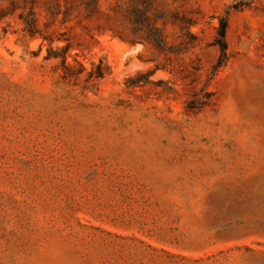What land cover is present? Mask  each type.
Returning a JSON list of instances; mask_svg holds the SVG:
<instances>
[{
	"label": "rangeland",
	"instance_id": "1",
	"mask_svg": "<svg viewBox=\"0 0 264 264\" xmlns=\"http://www.w3.org/2000/svg\"><path fill=\"white\" fill-rule=\"evenodd\" d=\"M0 264H264V0H0Z\"/></svg>",
	"mask_w": 264,
	"mask_h": 264
},
{
	"label": "trees",
	"instance_id": "2",
	"mask_svg": "<svg viewBox=\"0 0 264 264\" xmlns=\"http://www.w3.org/2000/svg\"><path fill=\"white\" fill-rule=\"evenodd\" d=\"M91 7L94 9V4ZM24 23H25V27H24L25 33H27V35H29V36H33L36 33L34 19L31 17L29 20H24ZM225 29H226V21L221 20L219 27L217 29L216 36L214 38V44L217 46L218 51H219V58H218V61L216 64V68H218L222 64H224L228 58V54L226 51V44H225V40H224ZM49 57H50V55L48 54L46 56V58L48 59ZM62 57L63 58L61 61V65L64 66V68H66V69H71V66L69 64H66V62H65V56L63 55ZM80 67H81L82 71L85 70L82 65H80ZM106 74H107V72H105V70L102 66V62L99 61V63H97V64L92 63V67L89 71H87L86 76H87V79L90 81L91 80L98 81V80L104 78Z\"/></svg>",
	"mask_w": 264,
	"mask_h": 264
}]
</instances>
